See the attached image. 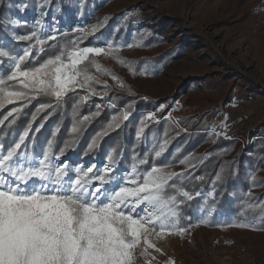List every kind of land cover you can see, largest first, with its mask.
<instances>
[{
	"label": "trees",
	"instance_id": "16d2710c",
	"mask_svg": "<svg viewBox=\"0 0 264 264\" xmlns=\"http://www.w3.org/2000/svg\"><path fill=\"white\" fill-rule=\"evenodd\" d=\"M38 1L0 0V48L15 57L28 50L30 55L22 63V69L37 67L62 51L67 53L77 48L104 47L105 52L111 54H89V60H94L99 70L88 61L80 65L82 68L87 65V72L95 77L88 86L70 89L59 99L29 91L26 99L0 108V150L7 152L13 148L27 131L28 135L17 150L19 158L43 157L51 145L53 166L63 167L64 161L71 160L97 162L114 169L105 172L106 168H99L89 173L92 186L100 184L95 179L97 175L111 180L117 172L129 171L135 166L142 177L152 167H160L176 174L165 191L177 197L178 226L192 223L199 217V209L205 207L211 211L204 216L205 220L213 228L251 223L253 227L241 228L264 230V212L261 211L264 208V141L256 140L248 151L245 130L231 137L210 132L218 113L241 95L233 85L228 86V77L218 71L196 77L194 81L199 83L203 96L196 100L189 97L181 102L182 109H192V113L180 114L177 121H173L167 115L174 100L145 94L135 81L146 65L152 68L167 65L175 54L183 51L180 43L155 53L127 58L114 44L128 41L134 17L120 12L96 33L60 22L52 29L42 28L36 16ZM43 1L49 6L42 8L43 11H50L46 17L57 14L64 23L71 21L73 0ZM85 1L89 6L90 0ZM31 14L34 17H30ZM76 15L77 11L73 17ZM13 18H24L25 22L15 26L11 23ZM162 30L144 35V43L162 44ZM33 32L36 37L31 40L18 39ZM41 40L43 44L39 43ZM109 44L113 47L109 48ZM14 66L15 61L9 57H0V79L8 83L10 90L20 88L17 81H7ZM105 76L116 77V80L106 84ZM215 95L217 98L213 101ZM203 99L208 101L194 103ZM150 113L154 115L148 117ZM66 171L67 176L73 173L82 176L87 169L66 166ZM238 181L243 184L241 191L235 190ZM173 184L175 187L171 186ZM208 190H213L214 194L206 197L203 194ZM183 192L192 198L181 195ZM124 210L134 216L137 214L132 212L131 206Z\"/></svg>",
	"mask_w": 264,
	"mask_h": 264
},
{
	"label": "rangeland",
	"instance_id": "374dc122",
	"mask_svg": "<svg viewBox=\"0 0 264 264\" xmlns=\"http://www.w3.org/2000/svg\"><path fill=\"white\" fill-rule=\"evenodd\" d=\"M87 3L85 0H73L70 6L72 19L64 23L57 14L46 17L50 11L47 9L44 12L42 8L49 6L39 0L36 16L42 28L52 29L60 22L87 33H96L111 17L125 12L135 18L131 24V36L126 42L114 44L125 57L155 53L178 43L183 47V51L175 54L167 65L160 68L146 65L135 81L137 88L145 94L174 100L167 118L177 121L180 114L192 113V109H182L181 102L189 97L196 100L203 96L199 83L194 79L218 71L228 77V86L233 85L241 95L218 113L210 132L231 137L245 130V149L248 151L256 140L264 141V0H90L89 6ZM75 11L76 18L73 17ZM13 20L18 22L13 24L15 26L25 22L24 18ZM123 23L126 24L124 20ZM161 28L163 43L146 45L144 35ZM143 31L145 34L141 35ZM112 47L109 44V48ZM85 48L105 50L104 47ZM115 80L111 76L103 79L106 84ZM216 98L217 95L213 101ZM207 101L203 99L194 103ZM153 115L150 113L148 117ZM6 153L0 150V154ZM42 158L28 156L19 158V161L36 165ZM63 165L91 167L93 171L110 168L97 162L71 160L64 161ZM135 169V172L133 167L129 171L117 172L113 179L103 185L92 186L89 191L100 187L99 199L106 200L118 186L131 187V179L141 178L138 169ZM79 176L73 173L65 176L64 180L68 181L69 177L74 180ZM242 189L243 184L238 181L235 190ZM213 194V190H208L203 195L208 197ZM144 207H136V213L144 215ZM210 212L205 207L200 208L199 217L184 226L187 232L183 237L166 235L158 238L153 234L152 242L160 251L149 249V259L154 257L151 264H167L169 260L175 264H264V230H245L236 226L216 229L205 220L204 216ZM136 264H145V258L138 256Z\"/></svg>",
	"mask_w": 264,
	"mask_h": 264
},
{
	"label": "snow or ice",
	"instance_id": "6c2138e0",
	"mask_svg": "<svg viewBox=\"0 0 264 264\" xmlns=\"http://www.w3.org/2000/svg\"><path fill=\"white\" fill-rule=\"evenodd\" d=\"M33 37L35 32L18 39ZM93 53L111 54L101 48L62 51L37 67L24 70L21 65L30 55L28 50L15 57L0 48V57L15 61L7 81L20 85L18 90H10L8 83L0 79V108L26 99L29 91L59 99L77 85L88 86L95 77L87 72V65L83 68L80 65L85 61L95 65L94 60H89V54ZM95 66L99 70L100 66ZM27 135L25 131L19 143L6 154H0V264H136L138 256L145 258V264H151L154 257L149 259V249L160 251L152 242L153 234L158 238L183 237L187 232V228L178 226L177 197L165 191L175 173L152 167L141 178L131 179L133 186H118L106 201L100 200V187L89 191L92 185L88 174L93 169L89 167L82 176L65 181L66 166L51 164V145L38 164L20 162L17 150ZM108 171L106 168L105 172ZM95 179L101 185L108 182L105 175H97ZM181 195L192 198L187 192ZM130 205L132 212L145 205L144 215L126 213L124 209ZM229 226L253 227L251 223ZM167 264L175 262L169 260Z\"/></svg>",
	"mask_w": 264,
	"mask_h": 264
},
{
	"label": "built area",
	"instance_id": "2783aa9c",
	"mask_svg": "<svg viewBox=\"0 0 264 264\" xmlns=\"http://www.w3.org/2000/svg\"><path fill=\"white\" fill-rule=\"evenodd\" d=\"M108 169H109V170H113V168H111V167H110V168H108Z\"/></svg>",
	"mask_w": 264,
	"mask_h": 264
}]
</instances>
